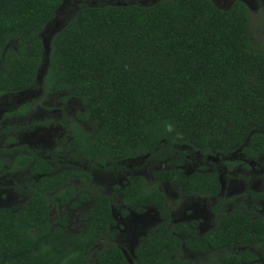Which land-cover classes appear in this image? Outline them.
<instances>
[{
	"label": "trees",
	"instance_id": "1",
	"mask_svg": "<svg viewBox=\"0 0 264 264\" xmlns=\"http://www.w3.org/2000/svg\"><path fill=\"white\" fill-rule=\"evenodd\" d=\"M64 1L0 0V98L33 90L46 60L41 100L58 95L62 107L79 106L63 127L72 156L82 161L79 168L41 158L25 145L13 148L12 160H0V174L8 167L37 178L17 189L22 207L0 208V264H129L113 244L96 249L117 235L114 201L86 188L96 171L137 158L166 162V169L155 173L152 185L135 175L115 188L122 217L127 209L159 212L161 224L140 239L134 264H193L179 258L182 248L211 253L205 264H264V216L241 208L227 213L218 202L213 212L219 219L200 235L197 222L170 224L159 189L167 183L180 197L218 199L214 167L202 164L184 174L189 150L204 162L238 151L250 161L264 157V47L251 42L247 5L235 0L220 9L212 0H161L82 7L51 37L45 58L42 34ZM40 103L5 117L27 119ZM252 199L264 201V193ZM52 207L59 211L54 223ZM85 207L80 228L68 231L65 209Z\"/></svg>",
	"mask_w": 264,
	"mask_h": 264
},
{
	"label": "rangeland",
	"instance_id": "2",
	"mask_svg": "<svg viewBox=\"0 0 264 264\" xmlns=\"http://www.w3.org/2000/svg\"><path fill=\"white\" fill-rule=\"evenodd\" d=\"M161 0H65L63 6L56 14L54 21L42 34L45 46V58L48 55V44L51 37L60 31L82 7H96L103 5H149ZM220 9H227L235 0H212ZM247 5L250 10L251 21V42L258 47H264V0H240ZM45 64L42 66L37 86L30 91L5 95L0 98V160H12L15 146L25 145L41 158H60L66 165L82 166V161L72 156L71 138L66 133L63 122L72 118L79 110V106L71 101L67 106L62 107L58 95H50L45 100L43 97L42 78L45 73ZM40 100V107L27 119L6 118L5 115L14 112L21 105ZM42 122L43 125L33 127V122ZM18 130V132H17ZM239 163V164H237ZM206 164L210 169H216L222 184L220 200H230L229 208L239 203L249 212H254V201L252 195L264 193V157L257 161H247L240 151L230 156H211L204 162L201 155L191 150L187 153V163L184 166L185 173L190 175L196 169ZM228 164H236L229 169ZM87 167V163H86ZM214 167V168H213ZM7 172L0 174V208L17 207L20 208L25 203V198L21 196L17 189L36 182L37 178L32 177L28 170L11 172L6 167ZM165 169V163L160 161H150L148 158H139L124 162L119 168L111 171L100 169L96 171L87 190L89 194L100 193L111 197L114 200L113 217L122 226L116 244L125 254L129 263L133 262V251L141 237H145L153 232L159 223L158 215L154 210H149L142 216L130 213L126 219L118 216L117 208H121L119 197L115 193L116 187H122L132 175L144 177L148 185L155 183L154 175L159 170ZM73 185L82 186L79 181L72 182ZM160 191L166 197L167 207L171 210L172 221L198 220L200 222V232L204 233L211 229L219 216L213 212L214 199L188 198L179 200L178 192L173 185L162 184ZM263 208L259 216L264 214V202L259 204ZM86 209L78 211L65 209L69 219L68 231L76 232L81 223L79 216ZM228 209V208H227ZM52 222L57 221L59 211L51 208ZM106 241H102L97 248L99 250ZM184 259L193 263L208 260V256H193L185 254Z\"/></svg>",
	"mask_w": 264,
	"mask_h": 264
},
{
	"label": "flooded vegetation",
	"instance_id": "3",
	"mask_svg": "<svg viewBox=\"0 0 264 264\" xmlns=\"http://www.w3.org/2000/svg\"><path fill=\"white\" fill-rule=\"evenodd\" d=\"M261 158H263V157H261ZM260 158V159H261ZM137 159H139V158H137ZM208 159V158H207ZM132 160H136V159H132ZM245 160H246V158H245ZM128 161H130V160H128ZM128 161H126V162H128ZM247 161H250V160H247ZM165 164H166V162H164ZM187 163V162H186ZM165 169H166V166H165ZM164 170V169H163ZM182 170H183V172H184V174L185 175H187L186 173H185V170H184V166L182 167ZM197 170V169H196ZM159 171H161V170H159ZM217 171V170H216ZM196 172V171H195ZM218 173V172H217ZM193 174V173H192ZM191 175V174H190ZM132 176H135V175H132ZM138 176H140V175H138ZM144 178V177H143ZM164 184H167V183H164ZM219 184H220V193H219V196H218V199H214V198H205V199H214L216 202H215V204H214V206L216 205V203H218V202H222L223 203V206H225V208H226V212L228 213V212H231L234 208H241L243 211H246L248 214H251V216H254V217H257V216H259L258 215V213H260L261 212V210L263 209V208H261V207H259V204L261 203V202H264V201H259V202H257V201H255V200H253L254 201V212H251V211H247L245 208H244V206H242V205H239V203L238 204H236V206L235 205H233L232 206V208H229V204L231 203L230 202V200L229 201H226V203L223 201V200H220L219 199V197H220V195H221V193H222V190H223V188H222V184H221V182H220V179H219ZM90 185V184H89ZM162 185V184H161ZM89 187V186H88ZM87 187V188H88ZM86 188V189H87ZM87 192H89L88 190H87ZM115 193H116V191H115ZM89 194V193H88ZM95 194V193H94ZM163 194V193H162ZM116 195H117V193H116ZM22 196V195H21ZM118 196V195H117ZM163 196H164V198H165V200H166V197H165V195L163 194ZM179 196V195H178ZM253 196V195H252ZM108 197V196H107ZM111 198V197H110ZM188 198H201V197H196V196H194V197H190V196H179V200L180 201H182V200H184V199H188ZM204 198V197H203ZM114 201V200H113ZM119 201H120V197H119ZM115 204V203H114ZM120 204H121V201H120ZM213 206V207H214ZM113 208V207H112ZM228 208V209H227ZM124 209V207L122 206V204H121V208H117V212H118V210H123ZM149 210H154L156 213H157V215H158V219H159V223L157 224L158 226L161 224V220H160V216H159V212L155 209V208H147L146 210H145V212L143 213V214H136V213H134V212H132L131 210H129V209H127V215L125 216V217H122L121 216V214L118 212V216L121 218V219H126L127 217H128V215L130 214V213H133L134 215H138V216H142V215H144V214H146V212L147 211H149ZM166 210L167 211H169V213H170V224L172 225H175V224H179V223H190V222H197V225H198V227H197V229H198V231H199V234L201 235V234H203V233H201L200 232V222L198 221V220H189V221H180V222H177V223H173V221H172V215H171V210L167 207V204H166ZM217 215V214H216ZM219 216V215H218ZM262 216H264V214L262 215ZM112 217H113V209H112ZM220 217V216H219ZM219 219V218H218ZM113 220H114V222H115V227H114V230H116V232H117V235H116V237L114 238V239H111V238H109V237H105L104 238V241H106L105 243H104V246L105 245H108V244H113V245H115L119 250H121L120 248H119V246L116 244V242H115V240L118 238V236H119V234H120V231H121V229H122V226H120V225H118V223L116 222V220L114 219V217H113ZM217 222V221H216ZM215 225V224H214ZM158 226L156 227V229L158 228ZM214 227V226H213ZM212 227V228H213ZM155 229V230H156ZM154 230V231H155ZM210 230V229H209ZM209 230H207V231H209ZM153 231V232H154ZM206 231V232H207ZM153 232H151V233H153ZM206 232H204V233H206ZM150 233V234H151ZM149 234V235H150ZM149 235H147V236H149ZM147 236H145V237H147ZM141 238H144V237H141ZM140 238V239H141ZM140 239H139V241H140ZM103 241V240H102ZM102 241H100L99 243H98V245H97V248L99 247V245H100V243L102 242ZM139 241H138V243H137V245H136V247H135V249H134V251H133V262L132 263H129V264H134V262H135V250H136V248H137V246H138V244H139ZM101 247H103V246H101ZM96 248V249H97ZM101 249V248H100ZM99 249V250H100ZM121 252L123 253V251L121 250ZM182 255L179 257V258H182L183 260H187V259H184V256H185V254L187 253V254H190V255H193V256H208V260L207 261H203V262H197V263H193V264H205V263H207L208 261H210V259L213 257V255L211 254V253H206V254H193V253H190V252H188V251H186L184 248H182ZM123 255H124V257H125V259L127 260V258H126V256H125V254L123 253ZM128 261V260H127ZM187 261H189V260H187ZM189 262H191V261H189ZM258 262H261L260 260H258ZM261 264H263L262 262H261Z\"/></svg>",
	"mask_w": 264,
	"mask_h": 264
}]
</instances>
